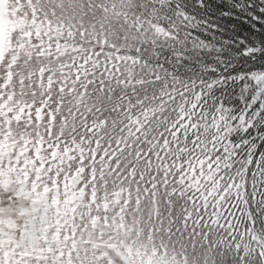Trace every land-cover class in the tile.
Returning <instances> with one entry per match:
<instances>
[{
  "label": "snow or ice",
  "instance_id": "snow-or-ice-1",
  "mask_svg": "<svg viewBox=\"0 0 264 264\" xmlns=\"http://www.w3.org/2000/svg\"><path fill=\"white\" fill-rule=\"evenodd\" d=\"M0 264H264V0H0Z\"/></svg>",
  "mask_w": 264,
  "mask_h": 264
}]
</instances>
